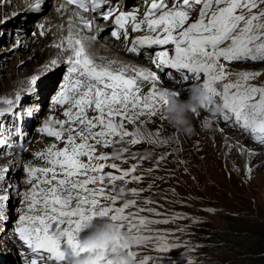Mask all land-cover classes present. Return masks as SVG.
Wrapping results in <instances>:
<instances>
[{
  "label": "snow or ice",
  "instance_id": "1",
  "mask_svg": "<svg viewBox=\"0 0 264 264\" xmlns=\"http://www.w3.org/2000/svg\"><path fill=\"white\" fill-rule=\"evenodd\" d=\"M108 3L109 0H66L67 5H75L83 13H97L103 20L113 16L111 9L100 12ZM40 8L38 3L33 11ZM75 16L84 29L91 31V21L80 11ZM129 18L133 22L131 31L146 30L147 33L131 42L130 53L148 56L161 71L175 70L184 82L191 78L196 84L203 76V83L199 85L210 95L205 109L215 115V108L222 105L223 122L231 121L233 129H239L241 134L264 146V86L252 83L262 73L259 70L228 71L222 63L264 62V0H151L143 19L137 21L134 13L124 12L116 16L115 23L124 28L123 22ZM111 35L117 40L121 38L118 31ZM123 35L128 39L127 29ZM65 40L66 47L63 42L55 47L72 54L67 59V80L55 103L61 108L67 105L63 111L67 119L55 120V127L51 120L46 121L42 128L43 133L54 137L64 147L52 144L36 154L47 166L24 167L28 177L25 183L30 187L23 193L24 208L15 232L32 253L28 264H82L89 259L92 264H112L106 252L87 250L80 242L82 228L95 220L109 221L118 226L115 243L124 253L123 264H151L152 256L139 259L133 249L154 244L153 250L160 253L175 250L179 245L167 239L172 234L154 231L152 227L171 221L142 215L147 212L159 217L161 213L139 206L135 198L124 200L122 206H114L123 198L127 184L140 182L143 177L133 175L137 165L121 169L107 161L119 158L127 163L124 153H128L129 159L136 158V153L124 147L116 148V144H167L168 141L158 139L160 131H148L146 125L158 114L170 110L171 101L180 94L157 88L160 77L148 69L117 61L96 62L88 50L96 37L82 34L71 22ZM161 45L174 47L151 54L140 51ZM51 63L56 65L58 61ZM165 75L176 80L172 71ZM233 75L234 82H225ZM144 82L150 83L152 88L142 95ZM29 83L35 85L37 78L33 77ZM2 102L13 103L11 100ZM90 112L93 115H89ZM193 114L199 116L200 112ZM126 124L136 126L129 131ZM126 137L131 139L125 140ZM4 143L0 138V144ZM97 146H111L113 151L97 154ZM236 146L243 154V147ZM159 159L165 157L161 155ZM106 167L120 174L104 172ZM0 171L6 179L10 170ZM0 183V216H3L12 200L10 194H5L11 185ZM130 191L133 197H139L143 190L132 188ZM101 198L109 203L102 204ZM142 203L151 205L154 201L145 199Z\"/></svg>",
  "mask_w": 264,
  "mask_h": 264
},
{
  "label": "rangeland",
  "instance_id": "2",
  "mask_svg": "<svg viewBox=\"0 0 264 264\" xmlns=\"http://www.w3.org/2000/svg\"><path fill=\"white\" fill-rule=\"evenodd\" d=\"M144 3H146V0H144L142 4ZM12 7L7 9L6 13L0 12V64L2 62L10 64L14 63L17 65V68H23L22 63L27 59L18 63L17 61L15 62L16 52H11L8 56L7 53L5 54L6 47H11L14 43H16L15 41H17V38L9 34V31L7 30L9 27L8 22L14 21L15 16L19 14L17 8L15 7L12 9ZM32 30L30 29V31ZM4 35H8L10 38L3 44ZM137 62H140L139 65L142 67L152 70L148 63H143L141 61ZM222 63L226 64V70L228 71L259 70L262 74L252 81V83L255 86H264V62H233L231 64H227V62L222 61ZM29 64L30 65H25L24 69L33 65V61L29 62ZM49 65L52 66L51 64H48V67H44V69H37L33 67L35 71L30 78L32 79V77H36L37 83L35 85L29 83L23 86L24 88L21 89L20 92L22 90L26 91L33 90V88H39L38 83L45 75H48L47 80L52 79L51 77L54 75V71ZM1 73L4 74L5 72L3 71ZM189 76L191 77V74H189ZM1 78L4 80L5 77L3 76ZM235 78L236 77L233 75L225 82H234ZM203 80L204 77L202 76L201 80L196 82V84L203 83ZM192 84L193 83L191 82L189 85L191 86ZM165 91L171 92L170 90ZM14 94L15 98H17L16 93ZM179 94L180 95L177 99H187L189 95V93ZM2 99L3 98H0V102L3 104H0V117L2 116L1 110L8 107V104L5 105V103L2 102ZM49 101H46L44 111L41 115L35 116V123L32 125L29 132L30 134L33 133L32 130H34L38 124L41 125L42 122H44V112H47V110L49 111L50 104L52 103ZM22 103L23 106H25L26 111H34L31 107L33 97L32 100L24 99ZM166 112L167 111L158 114L155 118L151 119L152 122H150L152 124L150 125V131L153 133L160 131L161 136L158 139L168 141L167 144L159 145L147 142L143 144L142 142L140 144L133 145L134 153H145L146 158L144 160L138 157L134 160L129 159L127 155L128 153L123 154L125 156L124 159H127V163H125L123 159L119 158L110 159L121 169H130L132 165H137V172L133 173V175H141L143 177L140 182L133 181L127 184L123 198L118 199L116 205L114 206H122L124 200L135 198L137 199L139 206L145 208L151 207L156 212L161 213L159 217L147 212L142 215L147 216L149 219L170 220L171 222L168 224L153 225L152 227L154 231L171 233L172 235L167 236L168 241L172 244H178L179 247L171 252L164 253L154 251V244L136 247L133 250L139 254V259H142L146 255L152 256L153 261L151 264H185L186 261L190 262V264H245L243 260L246 261V254H244L243 257L240 255L236 259H228L223 256H217L214 252V248L219 246L222 248L230 247L228 246L229 244H225L222 241H218L216 243L212 241H204L202 234H204V227L206 225H211L216 231L228 232L229 224L225 222L226 216L224 215L226 213H228L227 215H229V217L237 214L238 217L264 221V146H261L254 140H251L248 135L241 134L239 129H233L231 127V121L223 122L221 115H213L206 109H201L199 111V116H195L193 113L190 114L193 126L196 125L194 126L195 132L191 136L177 132L176 129L171 126L166 116ZM14 113H12V115H14ZM162 116L166 117V119H163ZM13 117L14 116H11V118ZM19 120L20 119L10 121L9 119L4 120L0 118V138L5 140L4 144H0V150L3 148L6 149L5 153L7 152V154L5 157L17 154L18 150L26 152L25 150L27 148L25 150H21V144H19L20 142H18L17 137L12 138L14 131L19 129ZM8 121L10 123L9 125ZM137 123L139 124L140 122L138 121ZM10 125L11 128L9 127ZM13 126H15L16 129L10 131V140V136L6 133V129L9 128V130H12ZM221 129H223V131H221ZM17 132L19 133V131ZM57 142L59 145L61 144V146H64L63 143L59 141ZM236 145L243 147V154H241V148ZM161 155H163L165 159L160 160L159 157ZM13 159L9 160L7 164V169L10 171L7 173L6 182L11 185V188L5 194H10L11 197L16 194L18 197H21V199L15 198L13 201L11 209L9 210V212L12 213L11 216L8 217L9 221H13L15 219V213H19V215L22 214L20 206H24V192L21 193L18 192V190L15 191L14 185L18 181L19 183H25L27 177L26 171H23L25 162L23 160L16 161ZM2 165L3 164H0V168ZM30 165L47 166L43 163V161H41V159L38 163H30ZM149 169H152V171H148ZM104 170L112 172L114 175L120 174L119 172L116 173L115 171L117 170L115 169L109 170V168L107 169L106 167ZM182 173L188 175L192 181H197L194 184L191 183V181H189V183L196 189L197 194H200V198H205L207 201L214 203H211V205L215 206L214 208L203 212H196L197 210L188 208L185 214L175 213L173 210L168 209L167 205H164L167 212L157 208L159 205V196L162 189L166 186L165 179L182 177ZM117 183L119 184L122 182ZM29 187L30 185H27V189ZM131 187L143 190L139 197L132 196L130 191L132 189ZM105 191L107 192L109 190L105 189ZM112 194L114 195L115 193ZM145 199H150L154 201V203L151 205H145L142 203ZM101 203L108 204L109 202L104 201L101 198ZM7 208L5 210V214L0 216V218L7 217ZM19 208L20 212H18ZM94 222L97 224L101 223L100 220H95ZM17 226L18 218L15 220V224H11V227L8 229L14 228L15 230ZM8 229H6V232L1 231L0 229V257L4 258L0 259V261L4 260L3 262H6V260L12 256L15 258V261L18 260L21 262L18 258V256H21V252H19L18 249H14L11 244L6 245L2 239V236H8ZM82 235L83 238H85L89 235V232L86 231L82 233ZM83 238L80 239L82 240ZM24 248H26L25 245ZM233 261H235V263H232Z\"/></svg>",
  "mask_w": 264,
  "mask_h": 264
},
{
  "label": "bare ground",
  "instance_id": "3",
  "mask_svg": "<svg viewBox=\"0 0 264 264\" xmlns=\"http://www.w3.org/2000/svg\"><path fill=\"white\" fill-rule=\"evenodd\" d=\"M38 1H40V0H0V7H1L0 12L1 13H6L7 9H10L12 7V5H13L12 9L17 7V11L19 13L21 12L20 14L15 16L14 21L8 22L9 27L7 29L8 31L9 30L12 31L11 35L17 37V41H15V42H16V44H17V42H19L18 46H15V43H14V45H12L11 47H9V48L6 47L5 54L7 53V56H8L9 53L16 52L15 62L17 61L18 63H20V61H22V60L27 59L25 62L22 63L23 68H17V65L14 63L10 64L7 62H4V63L2 62L0 64V80H1L0 81V98H3L2 99L3 101L4 100L13 101L12 104H8V107H5L6 109L4 108L3 110H1L2 116L0 118H2L4 120L9 119L10 121L20 119L19 123H18L19 129L17 130V131H19V133L17 131H14L12 138H15L17 136H22L25 139V146H27V149L25 150L26 152H22V151L18 150L17 154H13L9 157H5V155L7 154V152L5 153V150H6L5 148H3L4 150L3 149L0 150V164H3L2 167L0 168V170L7 168V166H8L7 164L9 162V160H11L13 158H14L13 160H16V161L23 160L25 162V166H26L28 164L30 165V163H33V164L38 163L40 161V159L37 158L36 154L43 152V151H46V149L50 145L56 144L61 149L64 147V146H61V144L59 145L55 139H51V138L49 139L48 137H46V134L42 132V128H43L46 121L51 120L52 126H55V120L67 119L66 117L63 116V111L65 110V108H67V105L64 108L58 107L55 105V100L51 99L58 92L57 90H54V92H52L50 95L49 100H51L52 103L50 104L49 111L46 109L47 112H44V116H43L44 122H42L41 125L38 124L35 127V129L32 130L33 133H31V134L29 133L31 128H32L33 123H35V116L41 115V112H43L44 109H42V106H37V105L35 106L34 102H33L32 103L33 106L31 105V107L33 108L34 111L29 112V111L25 110V106H23L22 102L24 99H26V100L31 99L32 100V97H33V101H34V98L38 97V94H39L41 87L37 88L38 90L36 88H33V90H26V91L22 90L21 92H20V90L24 88L23 86L29 84V81L31 80L30 76L35 71L34 68L44 69V67H48V64H51L52 66H50V65L49 66L52 67V70L54 71V75L51 78L56 79L60 75V70L63 68V64H64V61L60 57V54L55 55L56 51L54 50L53 45L48 47V44L51 43L52 40L51 39L43 40L40 37L33 36V30L30 31L29 28L32 24V21L34 22V26H38L39 24L44 25L47 23H49V24L56 23L61 28H63L62 36L65 37V36L69 35L70 22H71L74 29H78L80 27L83 28V25L81 24L79 17L76 18L75 14L68 11L63 4H61L60 2H53V0H41L44 4V6L42 8V10L44 12L42 17L38 16L35 12H30L32 10L31 9L32 3H35ZM140 5L141 4H139L138 7ZM140 8L146 9L148 7L140 6ZM129 9H132V7H130ZM130 11H132V10H130ZM136 11L137 10H135V12ZM140 13H141L140 19H143V17H144L143 12H140ZM193 19H195V17H193ZM87 20L92 22V20H90V19H87ZM14 29H16V31ZM142 29H143V27H142ZM17 32H19V33H17ZM128 34H130V36H131L130 39H125L123 37L119 40H106V44H108L109 46L115 47V48H117V50H119V52L121 53L120 56L122 57L123 60L113 59L112 58L113 54L110 53L109 51H107V49H105L103 47H101L100 49L94 47V48H91L90 51L94 56H101L102 55L105 58H110L112 61L123 62L125 64H130V65H134L136 67L143 68L139 65L140 62L132 61L131 58H128L126 56V53L129 49V47L131 46V42L135 38H137L138 36H142V35L147 34L146 30H142L141 32H133L130 30L128 32ZM87 35L91 36V31L87 30ZM9 38L10 37L8 35H4L3 44ZM173 47L174 46H172V45H167L165 47H158L155 50H163V49L171 50ZM155 50L147 49V51H149V52H154ZM171 54L172 53L170 51V55ZM53 60H57L58 63L56 65H53L51 63V61H53ZM148 60H149L148 64L152 69L150 71L155 72L160 77V80L156 84L157 88L162 89V90H170L171 92L189 93L188 88L190 87L189 84L192 82L191 80H189V83L184 82L182 80V78L179 76V74L175 73V70L165 69L164 71H161V70L157 69L151 63L150 59H148ZM31 61H33V65L29 66V68L24 69L25 65H27V64L30 65L29 62H31ZM3 71L5 72L4 74L1 73ZM167 71H172L174 73L176 80H173V81H175V82L171 81L165 75V73ZM3 76L5 77L4 80L1 78ZM176 81H180V82L177 83ZM52 84H53L52 81L45 84V87L48 88V91L50 90ZM151 88H152V85L150 83L144 82L142 85L141 94L144 95V94H146V92L149 93L151 91ZM32 92L33 93L35 92L36 95L32 94L30 96L29 94H31ZM14 93H16L17 98H15ZM21 99H23V100H21ZM49 100H47V101H49ZM0 104H2V103L0 102ZM6 104L7 103H5V105ZM27 107H29V106H27ZM12 113H14V115H12ZM9 114H11V115H9ZM89 115H93V113L90 112ZM11 116H14V117L11 118ZM117 119H119V118H117ZM151 122H149L146 125L148 131H150V129H151L150 128V125L152 124ZM9 124L10 123L8 121V125ZM194 126H196V125H194ZM9 127L11 128V125ZM126 127L129 131H132L135 126L131 125V124H126ZM15 129H16V127L13 126L12 130H9V128H8V129H6L7 132L5 131L10 136L9 137L10 140H11V132L10 131H13ZM3 130H5V129H3ZM129 139H131V138L130 137L125 138V140H129ZM17 140H18V138H17ZM18 142H19V140H18ZM144 143L145 142H143V144ZM97 147H98L97 154H99L100 152L112 153V151H113L111 146L108 148H103L100 146H97ZM115 147L116 148H121V147L127 148L129 150V152L134 151L132 144L121 143V144H116ZM136 151H139V150H136ZM145 156H146L145 153H140V154L136 155V157L143 159V160L146 158ZM123 157H125V156L123 155ZM84 159L86 160V158H84ZM107 163H113V162H112V160H110V161H107ZM128 163H129V161H128ZM109 170H110V168H109ZM23 171H24V169H23ZM104 171H106V170H104ZM115 172L117 173V171H115ZM27 178L28 177H26V180H27ZM20 180H22V179H20ZM6 181L7 180L5 179L4 173L2 171H0V182H6ZM27 185L28 184H26V183H23V182L19 183V181H18L14 185V190L15 191L18 190V192L23 193L27 189ZM0 186H2V183H0ZM15 198L21 199V197H18L16 194L13 195L12 200H11V202L7 208V210H8L7 211V217H3V218L1 217L0 218V229H1V231L6 232V229L10 228L11 224H15V220L17 218H19V216H20L19 213H15V219L13 221L8 220V217H10L12 214L9 212V210L11 209V205H12L13 201L15 200ZM20 208H21V210H23L24 206H20ZM20 208L18 209V212H20ZM8 230H9L8 236H6V235H5V237L2 236V239L4 240L6 245L11 244L14 249H17L19 247V245H23L22 241L19 240L14 228H11ZM80 238H83L82 234L80 235ZM9 239H11V240H9ZM25 247H26V245H25ZM20 252H21L20 257H22L23 261L32 256V253L30 252V250L27 249V247L24 248ZM16 261H15V258L11 256L9 259L6 260V262H8V263H6V262L1 263L0 262V264H17Z\"/></svg>",
  "mask_w": 264,
  "mask_h": 264
},
{
  "label": "clouds",
  "instance_id": "4",
  "mask_svg": "<svg viewBox=\"0 0 264 264\" xmlns=\"http://www.w3.org/2000/svg\"><path fill=\"white\" fill-rule=\"evenodd\" d=\"M188 92L187 99H174L171 101L170 110L166 112V116L177 132L191 136L194 134L195 129L190 114L205 109L210 103V95L199 84H192L188 88ZM222 112L223 106L218 105L215 108V115H221ZM181 175L182 177L179 178L165 179L166 186L162 189L159 196L158 209L167 212L164 208V205H167L168 209L173 210L175 213L185 214L188 208L197 210L196 212H203L215 207L211 205L212 202L207 201L205 198H200V194H197L196 189L189 183L191 181L194 184L197 181H192L184 173ZM227 214L224 215L229 216ZM233 216H237V214ZM117 227L116 224L109 221H101L99 224L93 222L85 226L81 229V234L88 231L89 235L80 241L82 247L90 251L106 252L112 264H123L125 260L124 253L115 243L119 235L116 231ZM213 229L214 227L212 228L211 225H206L204 232L205 230L212 231ZM202 236L204 241H207L205 233ZM82 264H92V260L83 261Z\"/></svg>",
  "mask_w": 264,
  "mask_h": 264
},
{
  "label": "trees",
  "instance_id": "5",
  "mask_svg": "<svg viewBox=\"0 0 264 264\" xmlns=\"http://www.w3.org/2000/svg\"><path fill=\"white\" fill-rule=\"evenodd\" d=\"M225 218V222L229 224L228 232H220L215 229L204 232L207 241L215 243L222 241L229 244L230 247L226 248L215 247V254L228 259H236L238 256L242 255L243 257L246 254L247 259L243 260L245 264H264V221L238 216H226Z\"/></svg>",
  "mask_w": 264,
  "mask_h": 264
}]
</instances>
